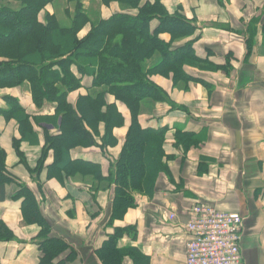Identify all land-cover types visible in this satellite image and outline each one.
<instances>
[{"label":"crops","instance_id":"0c3cea01","mask_svg":"<svg viewBox=\"0 0 264 264\" xmlns=\"http://www.w3.org/2000/svg\"><path fill=\"white\" fill-rule=\"evenodd\" d=\"M171 14L182 8V13L193 21L197 32L191 39L177 41L174 48L197 39L196 55L214 66L225 65L233 56L230 76L219 71L184 67L183 73L201 77L212 86L207 90L195 83L174 86L173 73L151 77L154 84L167 93L170 100L187 111L174 110L169 103L148 101L140 116L145 128H165L164 150L172 181L161 173L152 196L136 194L138 207L128 211L122 220L110 225L113 213L115 184L109 177L125 144L131 122L130 110L112 95L106 96V105H116L112 139L115 144L102 149L106 129L104 122L92 116L93 127L85 123L96 145H81L71 150L69 162H88L98 165L102 179L95 178V169L69 165L75 171L64 170L48 178V168L54 162L50 150L43 171L37 173L39 161L47 140L61 134V119L56 118L57 103L36 106L28 81L18 87L0 89V147L6 152V166L19 183L27 185L40 203L45 218L53 227L52 236L69 242L79 253L72 264H103L97 257L116 228L137 226L136 241L124 237L118 248L137 249L148 264H187L186 244L189 235L186 224L191 220L190 210L196 202H210L223 211L241 214L245 219L242 252L245 264H264V47L258 34L252 55L247 59V28L250 22L263 16L264 0H165ZM118 3L113 14L122 13ZM132 14V13H131ZM135 14L132 15H136ZM40 22L41 15H40ZM89 26V27H88ZM81 33L85 37L88 25ZM83 30V31H84ZM161 38L169 43L171 36ZM6 61L0 58V62ZM152 62H150L151 65ZM205 66H208L206 63ZM77 78H82L74 68ZM84 85L70 93L68 104L77 109L80 98L94 94V77H83ZM88 83V86H85ZM8 98L16 100L29 116L31 130L23 134L17 116L10 112ZM106 107L102 113L106 112ZM13 114V113H12ZM95 117V118H94ZM184 131V132H183ZM191 134L198 146L187 154L177 146L176 134ZM23 138V140H22ZM22 140L24 163L17 154L14 141ZM48 147V146H47ZM46 147V148H47ZM204 158L210 160L203 161ZM29 167V168H28ZM41 185V186H40ZM19 191L16 184L0 188V218L15 232L17 240L0 242V260L3 264H39L41 252L34 240L40 228L27 225L22 214V202L12 196ZM171 219V216H174ZM113 226V227H112ZM140 254V255H141ZM62 259H65L62 258ZM139 259V260H138ZM139 264L140 257L136 258ZM123 264H135L126 257Z\"/></svg>","mask_w":264,"mask_h":264},{"label":"trees","instance_id":"16d2710c","mask_svg":"<svg viewBox=\"0 0 264 264\" xmlns=\"http://www.w3.org/2000/svg\"><path fill=\"white\" fill-rule=\"evenodd\" d=\"M57 1L0 0V58L6 60L0 62V89L16 87L30 81L34 100L39 106L46 99L57 102L55 116L61 119V134L47 140L36 168L37 173L43 171L48 154L53 150L54 162L48 168V178H52L55 173L62 170L68 175H74L75 171L69 166L73 165L95 169V178L101 180L102 174L98 165L83 161L71 164L69 154L75 147L96 145L84 125L88 123L93 127L92 116H96L94 118L97 122L105 123L107 139H104L102 149L115 144L112 131L115 125L125 121L120 118L119 121L111 123L112 117L118 116L115 112L116 105H106L107 95L114 96L130 110L131 126L119 159L108 178L109 185L114 183L116 186L112 204L113 213L109 222L110 225H114L116 220H122L128 211L138 207L136 194L146 196L154 194L161 173L166 174L172 181L170 169L165 162L166 159H172L166 158L165 155L166 129L149 127L144 129L140 123V116L143 108L148 106V101H152L153 105L169 103L174 110L185 112L187 110L174 104L169 95L154 84L151 77L158 74L168 75L163 71L167 69L168 72L173 73L172 81L175 87L178 83L184 82L202 85L207 90H211L212 86L204 79L183 73L182 69L197 67L221 71L230 76L233 70L231 65L233 56H227L225 65L214 66L196 55L194 46L197 39L187 42L184 46L172 48L178 40L194 37L197 27L182 13V8L171 14L163 3L165 0H101L104 6L118 3L138 12L136 15L117 13L107 19L99 16L95 20L84 11L82 0H68L69 4L74 5L69 26H62L58 17L51 14L45 15V24L40 22V15L49 5ZM67 11L71 16V11L69 9ZM255 19L250 22L246 32L247 59L253 53L257 36ZM155 22L158 24L153 27ZM88 25L91 26V31L80 39L78 34ZM164 34L171 36V42L167 43L161 38ZM51 48L56 53H50ZM205 63L208 66H205ZM74 68L82 78L93 76L95 88L94 94L79 99L77 109L67 101L70 93L79 88ZM54 92L57 94H53ZM10 102L8 105L11 114L9 112L6 114L11 117L17 116L20 130L26 134L27 130H31L30 118L25 116L18 103L13 100ZM104 107L107 110L102 113ZM22 140H15L14 147L24 163L21 152ZM176 140L177 146H182L185 154L192 147L198 146L191 134L178 132ZM6 157V152L0 147V188L4 189L7 185L16 184L19 191L12 196V199L22 202L25 223L40 228L34 239L42 254L39 264L76 262L79 253L66 240L52 236L53 227L45 218L40 203L32 190L27 185L19 183L18 179L9 172ZM203 161L210 160L204 158ZM124 237L136 241L137 226L116 228L114 233L108 236L102 248L96 252L102 263L123 264L126 257H131L136 264V258L140 257L139 264H148L149 259L143 257L137 249L118 248L119 242ZM16 240L15 232L0 218V242ZM64 257L65 259H62ZM0 264H3L1 260Z\"/></svg>","mask_w":264,"mask_h":264},{"label":"built area","instance_id":"2783aa9c","mask_svg":"<svg viewBox=\"0 0 264 264\" xmlns=\"http://www.w3.org/2000/svg\"><path fill=\"white\" fill-rule=\"evenodd\" d=\"M191 216L186 225L188 264H245L241 250L242 216L207 203L196 204Z\"/></svg>","mask_w":264,"mask_h":264},{"label":"rangeland","instance_id":"374dc122","mask_svg":"<svg viewBox=\"0 0 264 264\" xmlns=\"http://www.w3.org/2000/svg\"><path fill=\"white\" fill-rule=\"evenodd\" d=\"M83 1V4H84V6H85V10L84 11H86L89 15H90V17L93 19V20H95V19H98L99 18V16H103L104 15V12H105V14H107V15H109L110 14V12H112L113 10H115V9H117V6L115 7V9H112V5L113 4H115V3H110V4H107V6H104L103 4H102V2H101V0H82ZM16 5L17 6H19V4L18 3H16ZM118 8H120V10H121V12L122 13H125V14H129V15H132V14H135L136 12H138V11H136V10H134V9H131V8H129V7H126V6H123V5H118ZM67 9H69L70 11H71V16H69L68 14H67ZM168 10V9H167ZM73 13H74V5H71V4H69L68 3V0H58L56 3H54V4H52V5H49L47 8H46V10L41 14V21H43V22H46V20H45V15L46 14H51V15H56L57 17H58V19H59V21H60V24L62 25V26H69L70 24H71V20H72V15H73ZM132 13V14H131ZM71 18H69V17ZM257 22H255V24H254V27L255 28H257V36H258V34H262V36H263V43H262V46L264 47V18H263V16H260V17H258V19H255ZM158 23L157 22H155L154 23V26L153 27H156V25H157ZM87 27V26H86ZM85 27V28H86ZM89 27V26H88ZM84 28V29H85ZM91 31V30H90ZM87 31L86 30H84V31H82V32H80L78 35L80 36L81 35V33H83V34H85ZM89 34V33H88ZM78 36V37H79ZM80 38V37H79ZM84 38V37H83ZM80 39H82V38H80ZM181 40H183V39H180V40H178V41H181ZM247 41V40H246ZM171 42V41H170ZM173 43H174V41H173ZM256 43V42H255ZM254 43V44H255ZM173 46H174V44H173ZM172 46V48H174ZM49 50H51V52L50 53H52V54H54V53H56L55 51H53V49L51 48V49H49ZM91 69V68H90ZM52 78V77H51ZM76 79H77V81H78V83H79V88L76 90V91H78L83 85H84V80H81L80 78H77V77H75ZM79 80H80V82H79ZM29 83H31L30 81H28ZM32 85V84H31ZM85 86L87 87L88 86V83H85ZM16 87H18V86H16ZM15 88V87H14ZM61 89H63V87L61 88ZM75 92V91H74ZM31 94H32V97H33V92H32V90H31ZM53 94H57V93H53ZM53 98L55 99V96H53ZM10 100H12L11 98H8V104L10 105ZM13 101H15V103H17V101L16 100H13ZM33 101H34V103L36 104V106L39 108V105H38V103H36V101L34 100V97H33ZM46 103H57L55 100H52V101H49V100H44L43 102H42V105L41 106H44ZM210 204H214V203H210ZM216 205V204H215Z\"/></svg>","mask_w":264,"mask_h":264}]
</instances>
